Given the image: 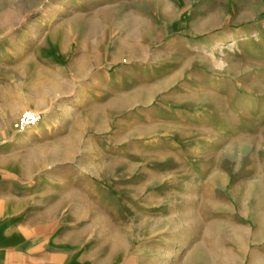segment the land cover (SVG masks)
<instances>
[{
    "label": "rangeland",
    "instance_id": "rangeland-1",
    "mask_svg": "<svg viewBox=\"0 0 264 264\" xmlns=\"http://www.w3.org/2000/svg\"><path fill=\"white\" fill-rule=\"evenodd\" d=\"M89 2L0 0V153L34 204L88 264H264V0Z\"/></svg>",
    "mask_w": 264,
    "mask_h": 264
},
{
    "label": "crops",
    "instance_id": "crops-1",
    "mask_svg": "<svg viewBox=\"0 0 264 264\" xmlns=\"http://www.w3.org/2000/svg\"><path fill=\"white\" fill-rule=\"evenodd\" d=\"M98 2L90 0L89 7ZM6 156L0 153V264H88L72 225L34 204L41 187L21 178L15 172L21 165Z\"/></svg>",
    "mask_w": 264,
    "mask_h": 264
},
{
    "label": "built area",
    "instance_id": "built-area-1",
    "mask_svg": "<svg viewBox=\"0 0 264 264\" xmlns=\"http://www.w3.org/2000/svg\"><path fill=\"white\" fill-rule=\"evenodd\" d=\"M39 121H40V116L37 113L32 111H25L18 118L15 124V128L17 130L22 131L30 126L37 124Z\"/></svg>",
    "mask_w": 264,
    "mask_h": 264
},
{
    "label": "bare ground",
    "instance_id": "bare-ground-1",
    "mask_svg": "<svg viewBox=\"0 0 264 264\" xmlns=\"http://www.w3.org/2000/svg\"><path fill=\"white\" fill-rule=\"evenodd\" d=\"M230 257V256H229ZM235 260V259H234ZM188 264V263H187ZM189 264H191L190 262H189Z\"/></svg>",
    "mask_w": 264,
    "mask_h": 264
}]
</instances>
